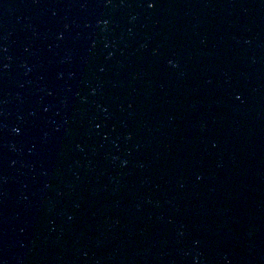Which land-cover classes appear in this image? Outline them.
<instances>
[{
    "label": "water",
    "instance_id": "95a60500",
    "mask_svg": "<svg viewBox=\"0 0 264 264\" xmlns=\"http://www.w3.org/2000/svg\"><path fill=\"white\" fill-rule=\"evenodd\" d=\"M0 264H264V0H0Z\"/></svg>",
    "mask_w": 264,
    "mask_h": 264
},
{
    "label": "snow or ice",
    "instance_id": "6c2138e0",
    "mask_svg": "<svg viewBox=\"0 0 264 264\" xmlns=\"http://www.w3.org/2000/svg\"><path fill=\"white\" fill-rule=\"evenodd\" d=\"M149 6H150V7H154V4H150Z\"/></svg>",
    "mask_w": 264,
    "mask_h": 264
}]
</instances>
